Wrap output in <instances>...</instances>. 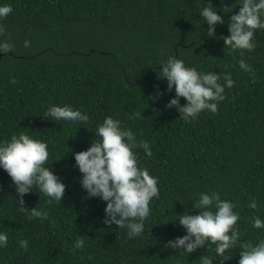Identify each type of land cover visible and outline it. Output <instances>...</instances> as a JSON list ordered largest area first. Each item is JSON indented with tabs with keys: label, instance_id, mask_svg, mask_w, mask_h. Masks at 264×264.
<instances>
[{
	"label": "trees",
	"instance_id": "1",
	"mask_svg": "<svg viewBox=\"0 0 264 264\" xmlns=\"http://www.w3.org/2000/svg\"><path fill=\"white\" fill-rule=\"evenodd\" d=\"M235 0H0L12 12L0 19V42L14 45L0 52V142L24 132L48 145V166L65 183L61 203H48L37 188L24 206L47 211V219L20 211V198L8 173L0 168V231L9 243L0 248V264H239L241 245L264 240V31H256L251 52L225 51L228 21L238 13L224 8ZM205 7H217L224 24L209 37L202 19ZM29 41L25 47L24 42ZM180 59L200 72L231 73L215 113L205 110L184 121L167 105L176 99L161 78L160 64ZM244 60L251 71L239 64ZM162 98L153 99L158 93ZM70 106L89 121H53L44 117L51 105ZM181 104L187 101L181 99ZM112 116L130 128L137 141L138 166L158 178L160 197L152 202L142 238L104 223L106 202L88 197L75 153L93 143L96 127ZM49 163V164H48ZM48 164V165H47ZM218 193L239 213L240 233L230 259L215 256V245L195 252L166 248L186 234L177 219L193 209L200 193ZM257 202L250 208L252 200ZM213 211L215 209L213 208ZM176 219V220H175ZM84 247L74 250V242ZM28 241V250L19 246Z\"/></svg>",
	"mask_w": 264,
	"mask_h": 264
},
{
	"label": "clouds",
	"instance_id": "2",
	"mask_svg": "<svg viewBox=\"0 0 264 264\" xmlns=\"http://www.w3.org/2000/svg\"><path fill=\"white\" fill-rule=\"evenodd\" d=\"M239 12L232 14L228 21L229 35L224 36L225 51L243 50L251 52L256 47L254 37L256 31H264V0H235L224 11L231 12L237 5ZM12 12L9 4H0V19ZM202 19L209 25L207 34L214 37L217 24H224V17L218 14L217 7H205L201 12ZM5 28L0 24V34ZM25 41V47L29 46ZM14 45L0 42V52L7 53ZM244 71H251V66L244 60L239 61ZM161 78L168 81V92H175L176 99L167 105L169 110H177L179 118L184 121L195 119L202 111L215 113L218 102L225 99V88H231L234 80L231 73L223 75L217 72H200L195 68L186 67L180 59L168 57L160 64ZM158 93L153 99L162 98ZM181 99L187 101L182 105ZM44 117L51 120L84 122L89 121V115L70 106L51 105ZM93 143L86 150L75 153V167L82 173L81 187L88 197H99L106 202L104 223L117 225L127 230L129 239L142 238L145 224L151 217L150 205L160 197L158 178L153 177L146 168L138 166L137 156L133 151L142 148L145 155L151 158L153 153L147 141H137L130 128L122 127L119 119L112 116L104 118L95 129ZM48 145L45 141L35 139L20 132L13 134L10 140L0 142V168L4 169L16 186L20 198V211L27 212L29 218L47 219V211L36 207L29 210L24 206V196L37 188L39 193L47 196L48 203L60 202L65 194L66 185L48 166ZM49 164V163H48ZM47 164V165H48ZM255 209L257 202L253 199L249 204ZM193 209H200L198 214L180 215V226L186 234L166 242V248L178 249L180 252H195L206 244L215 245V256L221 261L230 259L229 250L235 248L240 237L235 227L239 213L234 211L235 205L228 200H222L218 193H200L199 199L192 204ZM213 208L215 211H213ZM176 220V219H175ZM252 226L264 228V220L255 217ZM9 243L8 234L0 231V248ZM19 246L28 250V241L20 240ZM74 250L84 247V240L74 242ZM239 264H264V240L255 245H241ZM216 261V260H215ZM211 257H203L201 264H215Z\"/></svg>",
	"mask_w": 264,
	"mask_h": 264
}]
</instances>
